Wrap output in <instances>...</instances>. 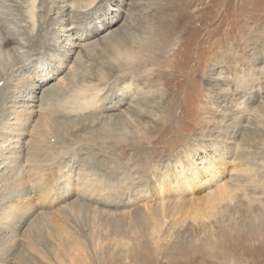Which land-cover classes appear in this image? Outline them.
I'll return each mask as SVG.
<instances>
[{
    "label": "rangeland",
    "instance_id": "374dc122",
    "mask_svg": "<svg viewBox=\"0 0 264 264\" xmlns=\"http://www.w3.org/2000/svg\"><path fill=\"white\" fill-rule=\"evenodd\" d=\"M27 2L28 0H0V102L4 100L3 103H0V106L1 104L2 106L5 105L7 109L13 103L4 104L8 92L6 88L9 89L14 84L15 71L20 66V62L23 64V73L28 75L30 80L33 79L34 75L38 76L33 72V64L42 63L40 64L42 67L48 66L50 71L47 72V68L45 74H51L55 71L57 67L52 62L53 58L49 55L61 43L63 36L58 38L60 34L56 35L54 31L61 27L63 22H59L60 19H67L66 12H62L66 8L60 11L58 0H37L36 21L35 24H32L25 16L27 14L25 8ZM70 3L71 0H67L66 4L70 5ZM163 5L173 8L169 16L166 17L168 23L182 20L184 17V28L176 29L175 33L173 32L169 37L170 40L164 42L163 48L154 47L152 54L150 51L142 52L143 54L140 52V58L148 57L144 66L141 65L135 70H119L115 66L112 69L110 64H117L110 62L115 57L113 48H124L127 42L132 45V41H140L145 39L144 37H150V25L153 23L150 20L154 17L158 18L162 14ZM116 14H119V16ZM69 15L75 20L78 19L76 25H74L77 27L74 32H79L78 34L82 35L90 33L92 36L88 38L89 40L85 44L93 43L92 46L83 48L82 52L80 50L76 51V53L80 52L82 57L75 80L85 74L101 75L109 72L108 74L113 77L106 83L103 92L107 89L105 91L106 97L110 100L113 94L120 93L117 92V89L122 88L126 95L124 94V101L120 102H126V104L119 107L115 106L112 111L101 113L107 118H104V116L101 118L99 114L95 115L98 116L96 120H92L89 114L82 116L67 115V117L58 114L59 118L54 117L56 127L52 135L53 141L57 145L63 146L62 153H65L62 155L66 154L65 157L63 156L64 159L60 160L62 162L61 170L63 173L68 169L70 170L68 166L72 164L70 158L79 155V153L72 151L73 148L70 149L71 145L76 148V144H82V146H88L86 151L91 157L87 158L88 160L91 159L87 161L88 163L93 162L92 155L94 154L98 156V158L95 157L97 161H101L103 167L105 165L107 169L114 167L113 171H121L124 168L134 172L130 177L134 181L132 179L121 180L122 178L111 179L113 182L121 184V186L125 182V187L129 184L128 190L131 192L115 200L116 203H124L126 206L108 208L99 205L104 213L98 215L96 221H93L91 214L88 212L87 214L86 211L80 212L78 216L75 214L74 216L70 215L69 219L72 222L69 224V230H73L71 232L76 235L75 237H81L84 243L90 245L91 234L94 231V234L101 235L103 239L96 253L95 251H87L86 258L89 263L264 264L263 195L253 196L255 200L250 204V211L246 210L247 203L245 204V202L247 201L240 198L241 194L238 195L240 201L238 199L234 200L229 211L223 213L224 221L214 225V236L211 237L210 234L213 230L209 234H201L204 239L211 238L210 241H198L201 238H196V242H191L192 236L187 227L186 229L183 227L175 228L171 237L167 238L166 241H162L160 236L159 244H157L160 246L159 254H161H157L158 259L155 255L156 251L154 252V249L151 251L155 247V241L147 232H145V235L142 232L145 229L143 228L145 212L143 208L141 209L145 203L155 205L157 202H155V198L149 195L148 183L151 185L158 179H164L166 175L171 174L172 170L175 173L179 163L186 167L191 163L199 164L201 159L208 161L215 150H217L215 158L223 152H232L227 159L225 158L226 161L231 162L227 167L233 164L234 168H252L251 174L245 173L241 178L237 176V173L236 176L239 180L245 182L255 181L253 183L260 188L264 186V106H262V98L264 97V0H168V2L164 0H98L86 12L76 14L77 16L73 13ZM181 15L182 18H180ZM112 17H115V19L113 20L114 23L110 25L111 27L100 32L97 28L98 25L110 21ZM163 19H165V16L159 17L158 23L162 22ZM162 26L164 27V24ZM68 28L71 27H66L65 30ZM72 32L73 30L69 34H72ZM77 33L74 37H77ZM66 34L68 33H64V35ZM102 36H107L106 40H99ZM117 45L121 47H117ZM41 66H39L40 68L37 67L35 71L42 72ZM116 80L118 81L116 82ZM103 82H106V80H103ZM139 87L142 88L143 94L150 91L145 95H141L143 108L140 109L146 108L152 113L138 121L139 123L135 122L138 127L135 128L134 126L133 128V124L122 112L129 106L136 108L135 104L140 105V100L131 103L133 100L135 101L134 96L136 97V93L139 92ZM30 88L31 85H28L26 92H29ZM129 89L130 91H128ZM12 91H14L13 85ZM54 97L56 98V96ZM54 97L51 98L50 102L53 105L58 99ZM19 100H21V97L14 99V95H12V101L17 103ZM151 106L152 110L150 109ZM7 113L8 110L5 109L0 115V123L4 119L6 120ZM83 117L85 119L82 123L86 130L84 133L79 134L78 130L81 125L73 126ZM86 118L90 119L87 120ZM137 120H139V117ZM232 120H234V123ZM139 129L140 132L138 133ZM143 130L144 132H142ZM225 130L228 134H225ZM69 133L71 136L73 134L78 135V141L77 138L71 137ZM64 139H67L68 142H64ZM117 139L120 144L125 143V145L112 147L110 144L117 142ZM134 142L139 144H133ZM107 145L110 146L107 147ZM67 150L71 154L67 153ZM231 150H234V154ZM186 151H189L187 153L190 154L185 158L183 154ZM232 158L233 161H231ZM238 164L241 166L239 167ZM59 181L61 182L62 179ZM142 184L146 186L144 188L140 187ZM6 187L7 184H1L0 182V192H7ZM143 189H146L145 195L143 193L135 195L136 191L141 192ZM201 189L203 188L194 190L192 193L196 194L194 196L188 194L185 200L191 199L200 202L202 194H204ZM128 197L131 198V203L138 202L137 205L135 204L129 208L128 206L131 203ZM2 201L4 200L0 199V202ZM163 202L165 201L159 203L162 205ZM165 203H163V206L166 205ZM135 207L139 208L137 210H141V213ZM58 208L56 205L52 207V210L55 211ZM113 211L116 212L115 216ZM123 211H129V214L131 213L130 217L124 219L125 215L121 214ZM120 214L124 219V222L121 221L122 223H120V219H122ZM176 215L183 217L180 213ZM112 217H117V219ZM255 217H258L257 221ZM128 218H134L132 221H135V223L132 224V221L130 222ZM167 220L165 226L167 223L170 224L169 218ZM249 220L254 222L249 223ZM96 222L100 225H97L99 227L94 229L92 224ZM113 222L115 223L113 224ZM129 223L130 225H126ZM135 225H137L138 230L133 227ZM187 225L189 226L188 223ZM109 226L120 230L122 236L118 235L116 238L126 237L123 238L125 242L120 239V242L116 243L105 237L107 234L104 235L103 232L108 233ZM165 226L162 232L165 231ZM250 226L252 227L250 228ZM25 229L26 227H24ZM79 231L83 233H79ZM0 234H2L1 229ZM31 236L35 240L34 244L37 250H42L41 252L45 250L43 253L47 252L46 246L50 239L45 230L37 228ZM120 243H126L127 247L122 246ZM118 245L121 246L118 247ZM143 245L148 247H143ZM182 245H190L191 247L188 252L178 256L167 250V248L172 247L171 250L174 251L176 247ZM126 248H129L130 251L126 252ZM135 253L136 256H134ZM13 254L15 261L12 260L10 263L5 264H12L13 261V264H20L17 260L27 264H47L49 259L51 262L49 260L48 264H56L50 254H45L44 259L46 260L41 261V258L36 256L37 253H30L22 242L15 246ZM36 259L40 261L35 262Z\"/></svg>",
    "mask_w": 264,
    "mask_h": 264
},
{
    "label": "bare ground",
    "instance_id": "6f19581e",
    "mask_svg": "<svg viewBox=\"0 0 264 264\" xmlns=\"http://www.w3.org/2000/svg\"><path fill=\"white\" fill-rule=\"evenodd\" d=\"M97 1L98 0H71L70 5H67V0H58V4L60 5L61 9L60 11H62L63 8H66L62 12H66L65 16H67V19L65 18L59 20V22L63 23L61 27H58L54 31V33H56V35L60 34L58 35V38H62V36L63 38L59 45L56 41V44L58 46H56L53 49V53L49 55L51 58H53L52 62L55 63V66L57 68L55 69V71H53V73L45 74L47 68V72L50 71L48 66L42 67L40 65L42 63L33 64V72L38 74V76H35L33 73V79L30 80V77L23 73V64L20 62V66L15 71V77L13 79L14 84L12 85L14 87V91H12V85H9L10 88H6V90H8L7 97L3 95L4 97H6L4 104H7L8 102H12L13 104L8 109L5 105L2 106L1 104L0 106V115L5 111V109L8 110V113L5 117L6 120L4 119L5 121L3 120L2 123H0V182L1 184H7V187L5 189H8L7 192H0V199L4 200L0 202V229L2 230V234H0V264L10 263L12 260H14V248L19 242H22L27 248V250L30 251V253L36 252V256L40 257L41 261L46 260L44 259L45 254H50L56 264H90L89 260L86 258L87 251H95L96 253V251L99 250V245L103 241V239L101 235L94 234V231L91 234L90 245L84 243V241L81 240V237H75L76 235L71 232L73 230H69V224L72 222L69 219L70 215L74 216L75 214L78 216L80 212L86 211V213L88 212L91 214V216L93 217V221H96L95 219L97 218V216L102 215L101 213H104L103 209H101L99 205L108 208L116 206H126V204L124 203H116L117 201L115 200H117L120 196L126 195V193L128 195V193L131 192L130 190H128L129 184L125 187L124 185H126V182H123L124 185L121 186V184L119 185L117 184V182L115 183L111 179H132L130 177L134 174V172L124 168L121 171H113L112 169L114 167L112 169H107L105 165L104 168L101 161L98 162L95 158H98V156L94 154H90L93 156V162L88 163L87 161L91 160L87 159L91 158L89 157V153H87L86 151L88 146L76 144V148L72 147L71 145L70 149L73 148L72 151L79 153V155L77 154L76 157L73 156L70 158V162L72 163L68 165L70 167V170L68 169V171H65L66 174H64L65 172L63 173L61 170L62 162H60V160L64 159L66 154L62 155L63 153H65H62L63 146L57 145L53 141L52 136L55 132L54 130L56 127V120L54 119V117H58V114L64 117L65 115L67 117V115L82 116L85 114H89L92 120H96L98 116L95 115H101V113L103 112L112 111L115 106L119 107L123 104H126V102H120L124 101L123 99H125L126 95V92L123 91L122 88L117 89V92L120 93L117 95L113 94V97L110 100H108V98L106 97L105 91H107V89L103 92V88L105 87L106 83L110 81L113 77L111 74H108L109 72L107 74L103 73L104 75L85 74L81 76V78H79L78 80H75V77L78 75L79 63L81 62L82 57L80 55V52L76 53V51L80 50L82 52L83 48H88V46H92L93 43H88L87 45L85 44V42L89 40L88 38H91L92 36L90 33H85L84 35H82L78 34L79 32H74L77 29V27L74 25H76V21L78 19L75 20L69 14L73 13L75 15H78L82 12H86L95 3H97ZM164 1L168 2V0ZM25 8L27 13L25 16L27 20L32 24H35L37 14V0H28ZM171 9L173 8L168 5H163V12L159 16H165V19L161 20L162 22L158 23L159 17H154L152 18V20H150L151 22L153 21V23L150 25V37H144L145 39H141L140 41H132V45H130V43L128 44L127 42V45L124 48H113L115 57L110 62H115L117 64H110L112 66V69L115 66V68L119 70H135L138 67H141V65L144 66V64H146V61L148 60V57L140 58V52L145 53L150 51V53L152 54V49L154 47H158V49H161V47L163 48L164 42L170 40L169 37L172 35L173 32L175 33L176 29L179 30V28H184V17L182 15L180 16V18L183 17L182 20L179 19L175 22L168 23L166 17H168L169 14L172 12ZM116 15L119 16V14ZM112 18H110V21L104 22V24L102 25L97 24V28H99L98 30L102 32L106 28L111 27L110 25L114 23L113 20L115 19V17ZM64 22L67 23L64 24ZM155 23L157 24V26ZM162 24H164V27L162 26ZM66 27L71 28L65 30ZM72 30V34H69V32ZM64 33L68 34L64 35ZM76 33L78 35L77 37H74L76 36ZM106 37L107 36H102L101 38H99V40H106ZM117 47L121 46L117 45ZM39 66L42 67V72L37 70L35 71V69ZM64 71L66 72L64 73ZM30 74H32V72H30ZM103 80H106V82H103ZM117 81L118 80H116V82ZM28 85H31V88L29 89V92H26V88L28 87ZM136 87H138V85H136ZM128 91H130V89ZM147 93L145 92V94ZM145 94H143L142 88H140L139 92L136 93V97L134 96L135 101L133 100V97V99L131 98L133 100V102L131 103H136V100H138V102L140 100V105L138 106V104H135V106H137L136 108H131L132 106H129L122 112L125 117H127V119L130 120V122L133 124V128L134 126L135 128L138 127L135 122L141 121V119L152 113V111H148L146 108L140 109L142 107L141 104L143 101L141 95ZM12 95H14V99L21 97V100H19L17 103L15 101H12ZM54 96H56V98H58L59 100L56 99ZM52 97L56 99L55 105H53V103H50ZM262 100V106H264V97L262 98ZM3 101L1 102L3 103ZM143 105L144 107H146L145 104ZM150 109L152 110V106L150 107ZM103 116L104 118H107V116L105 115H101L100 117L103 118ZM138 117L139 120H137ZM84 119L85 118L83 117L82 120L78 121L73 126L76 127L78 125H81V128L78 130L79 134L84 133L86 130V128H84L83 126L84 124L82 123ZM232 121L234 123V120ZM140 129L138 130V133L140 132ZM134 131L136 130L134 129ZM142 132H144V130ZM225 134H228L226 130ZM71 137L77 138L78 141V135L75 136V134H73V136ZM65 141L68 142L67 139H64V142ZM133 144L139 143L134 142ZM110 145L112 147H116L117 145L121 147L124 146L125 143L120 144L117 139V142H113ZM110 145H107V147ZM121 150L123 151L124 149ZM231 151H233L234 154V150ZM68 152L69 151L67 150V153ZM187 152L189 151H186L183 154L185 158L190 154ZM216 152L217 150L213 152L214 154H212L208 161H203L204 159H201V162L199 164L191 163L185 167L179 163L178 167L175 169V173H173L174 171L172 170L171 174L166 175L164 179H158V181L153 182L151 184L153 186H151L150 183L147 182V189L149 191V195L150 197L155 198V202H157L155 203V205H151L152 203H149L150 205H147L145 203V205L141 207V209L143 208L145 212L144 216L142 215L143 228H145L142 230V232L144 233V235L145 232H147L148 235L152 237V240L155 241V247H153L151 251L153 249L154 252L156 251V258L158 256L157 254H159L160 246H158V241L160 239V236L162 238V241H166L167 238L171 237L175 228L179 229L183 227L184 229H186L187 227L188 232L192 236L191 237L189 235V237L192 238L191 242H196V238H201V240L198 241H210L211 238L204 239L202 238V235H205L206 233L209 234L213 230L214 225L220 224L224 221L223 213L229 211L234 200L238 199L240 201L241 198L247 201L245 202V204L247 203L246 210L250 211V204L253 200H255L253 196H264V186L260 188L257 187V184L253 183L255 181L252 182L251 180H246L247 182H245L244 180L241 181L239 180V178H237V176L241 178L242 175L244 176L245 173L251 174V167V169L237 167L234 168L233 164L232 166L227 167V165H230L231 162L226 161V159L230 156L232 152L230 153L226 151L222 154L219 153L220 155L215 158L214 156ZM72 154L74 155L75 153ZM233 158L231 161H233ZM64 165L66 164L64 163ZM240 166L241 165H239V167ZM144 173L145 172L143 171V174ZM140 178L142 179V177ZM7 179L8 181H6ZM60 179H62L61 182L59 181ZM57 185L59 186L57 187ZM141 186L142 188H144L146 185L142 184L140 185V187ZM198 188H203L201 190L204 191V194H202V200H200V202L196 200L192 201L191 199L185 200V197L188 194H191L192 196L196 195L192 193ZM145 191L146 189H143V191L141 192L136 191L135 195L137 196L142 193L143 195H145ZM240 194L241 197L239 198L238 195L240 196ZM130 199L131 198L128 197L129 202ZM133 200L135 199L133 198ZM163 200L166 202H163L166 204L164 206L163 203L162 205L161 203H159ZM136 203L138 202H133L130 205L128 204V207L131 208ZM56 205L59 208L53 211L52 207ZM135 209L137 210L139 208L135 207ZM139 211L141 213V210ZM115 213L116 212H114L113 215ZM178 213H180L183 217H178L176 215ZM121 214L125 215L124 219H126L127 217H130L131 213L129 214V211H123ZM121 214L120 218L123 217ZM117 217L115 218L117 219ZM138 218L140 219V217ZM167 218H169L170 224L167 223V225L165 226L166 222L168 221ZM219 218L221 219V221ZM124 219H120V223H122V220L124 222ZM128 219L131 222L134 218ZM257 219L258 217H255L256 221ZM253 222L249 220V223ZM114 223L115 222H113V224ZM133 223H135V221H132V224ZM187 223L189 224V226L187 225ZM140 224H142V222H140ZM97 225L100 224H98L97 222L92 224L94 229L99 227ZM126 225H130V223ZM136 226L137 225L133 227L135 228ZM164 226L166 228L165 231L162 232ZM24 227H26L25 230ZM251 227L252 226H250V228ZM37 228H42V230L44 229L46 235L50 239V242L46 246L47 252L45 253H43L45 250L43 252H41L42 250H37L34 244L35 240H33L31 236L33 231L37 230ZM109 228L110 230L108 233L106 231L103 232L104 235L107 234L105 235V237L110 238V241L119 243L121 237L120 239H117L116 237L122 234L121 231L115 229L114 227L109 226ZM207 229L209 232L206 231ZM81 232L79 231V233ZM210 234L211 237H213L214 230ZM123 238L126 237H122L121 240H123ZM120 244L122 246L127 247L126 243ZM121 245H118V247ZM143 247L148 246L143 245ZM190 247V245H182L176 247L174 251L171 250L172 247L167 248V250H169L171 254L174 253L178 256L188 252V249ZM39 248L41 249V247ZM125 251L128 252L130 250L129 248H126ZM140 254L142 253L140 252ZM134 256H136V253ZM36 261L38 260L36 259L35 262ZM17 262L20 264H27L21 263L18 260Z\"/></svg>",
    "mask_w": 264,
    "mask_h": 264
}]
</instances>
